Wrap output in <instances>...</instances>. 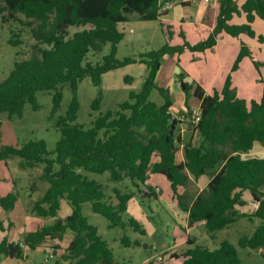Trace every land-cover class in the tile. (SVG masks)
<instances>
[{"label":"trees","instance_id":"16d2710c","mask_svg":"<svg viewBox=\"0 0 264 264\" xmlns=\"http://www.w3.org/2000/svg\"><path fill=\"white\" fill-rule=\"evenodd\" d=\"M175 1L0 0L3 21H21L30 27L35 39L31 55L15 60L8 76L0 80V112H6L9 117L22 116L27 102H31L35 109L39 108L38 91L54 90L53 118L63 99L60 86L69 84L74 92L66 114L56 119L55 125L61 137L54 151L48 150L43 139H32L22 145L0 146V162L7 163L9 158L18 156L23 168L44 164L42 178L48 181L49 187L35 202L34 212L56 217L62 198L68 200L71 212L52 225L30 231L19 242L4 237L0 240V259L1 256L24 258L27 248L48 245L53 249L52 264H120L115 260L109 242L85 216L83 204L92 202L93 210L104 215L110 227L131 226L135 231L146 234L144 225L128 214V203L137 197L138 191H143L142 186L150 190L144 192V196L157 195L155 187L148 182L151 173L162 174L171 182L180 206L188 212L189 226L204 222L212 235L240 218L257 217L262 220L261 224L250 235L241 236L238 245L255 250L264 248V157L244 155L256 141L264 143V79L261 99L251 100L249 104L232 87V74L228 75L221 91L207 94L202 85L195 86L183 80L182 71L179 83L185 92L186 104L194 88L193 95L201 105L198 120L190 119L200 139L197 143L184 144V159L181 161L177 153L184 143L180 132L183 120L172 109L175 102L171 90L157 83L162 62L169 54H180L186 49L203 52L213 48L223 31L233 36L243 32L256 36L252 22L257 16L264 20V0H246L241 6L235 0H220L217 23L206 39L196 44L188 41L180 45L166 43L158 49L141 52L138 57L119 59V43L125 37L119 24L130 21L133 13L140 20H161L169 12L167 3ZM241 12L246 13L247 22L231 23L234 13ZM20 13L26 21L18 16ZM71 26L84 28L71 33ZM259 39L263 41L264 37L259 35ZM10 42L21 43L20 39L13 38ZM108 43L110 50L102 60H87L89 52H99ZM249 55L250 47L242 43L232 71L237 70L242 59ZM138 61L148 67L140 92L132 91L129 99L120 103L118 110L100 115L90 128L75 122L80 106L77 90L86 76L100 86L104 73ZM255 64L259 66L260 62L255 61ZM155 88L164 98L162 104L150 98ZM101 95L100 90L93 108L100 106ZM101 131L104 132L102 136ZM51 154L55 157L50 158ZM80 168L95 173L109 171L111 180L121 182L130 179L134 188L123 190L116 187L114 195L108 196L103 184L90 179L79 171ZM203 176L208 177L206 186L187 202L180 187H186ZM246 190L258 203L253 213L241 212L237 208L246 203L243 198ZM18 199V192L0 193V206L11 210ZM0 229H5L1 218ZM69 231L73 238L59 252L61 246L55 242L63 240ZM189 243L191 246L182 253L172 255L183 258L179 264H249L248 259L240 255L237 245L228 239L221 241L217 248L196 243L193 239ZM123 244L142 245V242H132L128 235H124ZM144 264L155 262L150 260Z\"/></svg>","mask_w":264,"mask_h":264},{"label":"rangeland","instance_id":"374dc122","mask_svg":"<svg viewBox=\"0 0 264 264\" xmlns=\"http://www.w3.org/2000/svg\"><path fill=\"white\" fill-rule=\"evenodd\" d=\"M206 1L192 0L193 4L187 8L174 6L171 8V13L165 18L166 20L163 21L140 20L137 18V14L133 13L130 21L119 24V28L125 33V37L119 43L118 58L138 57L141 52L158 49L166 43L180 45L188 41L191 44H196L206 39L209 36V19L196 21L200 13L199 6L207 3ZM18 16L26 21V17L23 14L20 13ZM2 17L3 14L0 15V80L8 76L15 60L31 55L35 43L29 26L14 19L4 22ZM83 28L84 26H71L70 32L73 33ZM16 33L19 36L16 37ZM11 38L20 39L21 43L13 44L10 42ZM109 50L110 44L108 43L99 52H89L87 60L100 61ZM194 55H198V53L189 49L180 54L167 55L159 72L161 76L159 74L157 76L159 85L172 89V96L175 102L172 109L180 116L181 113L178 109H184L182 108L184 105L180 100L185 97V92L176 79L179 78L182 71L183 76H185L186 70L184 67L192 63L191 60ZM176 68L178 73L175 75L173 72ZM147 73L148 67L146 63L138 61L104 73L100 86L95 85L90 76H86L79 83L77 90L80 106L75 122L90 128L93 126L94 120L100 115L105 114L109 110H118L120 103L129 99L132 91L140 92L142 90ZM60 88L63 92V99L59 110L53 118L51 117V111L53 108L54 90L38 91L36 99L39 103V108L35 109L31 102H27L22 116L14 115L9 117L6 112H0V146L4 144L22 145L32 139H43L47 144L48 150L54 151L61 137V132L55 125L56 119L60 115L66 114L74 96L69 84H63ZM100 90L102 92L100 106L95 109L93 108V102L100 95ZM150 98L158 104H162L164 101L163 96L156 88L153 89ZM189 100L193 109H198L199 104L197 103L199 99L190 97ZM185 109L190 108L186 107ZM184 113L187 115L186 112ZM181 117L183 122L186 121L184 120L185 116ZM188 127L191 130L188 128L189 130L184 133V143L180 145L178 152L179 158L183 157L185 143H197L200 139L198 134L192 133L191 123L190 125L188 124ZM103 133L101 131L100 135L102 136ZM53 157H55V154L50 155V158ZM20 162L21 158L18 156L9 158L7 163L0 162V193L6 194L13 191L18 192L19 195L15 208L5 210L0 206V218L7 228V233L5 234L13 242L24 239L25 235L30 231L52 225L57 219L64 218L71 211L68 200L62 198L63 206L56 217L41 216L34 212L33 206L35 202L43 196L49 187L48 181L42 178L44 164L34 168H23ZM56 168H58V165H56ZM79 171L90 179H95L102 183L108 196L114 195V188L116 187H120L123 190L127 187L134 188L130 179H125L121 182L111 180L109 171L95 173L82 168ZM150 178L154 181L152 185L155 187L157 195L144 196V192H150V190L146 186H142L143 191L137 192L140 209L135 203H132L130 208H128V214L137 218L144 225L146 234L135 231L131 226L126 228L110 227L109 220L104 215L93 210L92 202L83 204L85 216L92 224L98 227L99 234L109 242L114 251L116 261L120 264H144L154 255L153 259L158 264L155 256L163 253L162 262L164 264H176L178 260L172 256L173 253L183 252L190 246L189 240L191 239L210 248H217L221 241L228 239L237 245L240 255L248 259L249 264H264V248L255 250L238 245V239L245 234L250 235L261 224V219L256 217L253 219L240 218L233 224L213 233L212 235L214 236L208 232L204 224H197L193 229L189 230L188 234L187 229L183 230L181 228V224L185 225L187 213L180 206L171 182L162 174H152ZM206 182V178L199 181L193 180L188 186L180 188V192L183 193L186 201L189 202L191 196L202 186H205ZM249 205L246 204L244 208L251 213L252 208H248ZM11 222H13V225L10 226ZM124 235H128L132 242L140 240L142 245L132 244L127 246L123 244ZM168 243L170 246L164 245ZM146 244L148 245L147 247L145 246ZM149 246L150 249H148ZM168 248L171 252L164 253L165 249ZM27 254L28 258L23 259V264H52L54 261L51 258L52 256H50L53 254V249L51 248L28 249ZM18 261L16 260L15 263H18Z\"/></svg>","mask_w":264,"mask_h":264},{"label":"crops","instance_id":"0c3cea01","mask_svg":"<svg viewBox=\"0 0 264 264\" xmlns=\"http://www.w3.org/2000/svg\"><path fill=\"white\" fill-rule=\"evenodd\" d=\"M235 1L237 2L239 6H241L246 0H235ZM183 2H186L188 4L183 5L182 4ZM206 2L207 3H203L201 6H199L200 13L196 21L198 22L206 21L207 19H209V34H210L217 23L218 15L220 12V0H207ZM192 4H193L192 0H179V1L171 3L170 6L167 5L169 12L167 15L162 17L161 20L162 21L166 20L165 18L169 15V13H171L172 7L181 6L182 8H187V7H190ZM230 22L233 24L246 23L247 22L246 13L245 12H241L239 14L234 13ZM252 28L256 32V36L254 37L250 36L248 33H245V32L241 33L239 36H233L223 31L219 34L217 44L213 48H209L203 52L195 51L196 53H198V55H194L191 60L192 63L189 66L184 67L186 71H185V76L183 80L188 81L189 83H193L195 86L196 84H200L203 86L207 94H213L216 90L221 91L223 89L228 75L232 74V87L236 90L237 95L241 98L246 99L249 104L251 100L259 101L263 94L262 79H264V40L260 41L259 35H262L264 37V20L261 17L257 16L255 20L252 22ZM242 43H245L246 45L250 47L251 55L245 56L240 62L239 68L235 71H232V67L240 52ZM201 54H204V55H201ZM255 61L260 62V65L257 66L255 64ZM177 73H178V69L176 68L173 74L176 75ZM160 74L159 76H161ZM176 81L179 83V78H177ZM169 89L171 90V93H172V89L171 88ZM193 91H194V88L190 92V95L188 98V105L186 104V95L184 98L182 97V99L180 100L184 105L182 106V108L184 109H178V111L181 113V116H185V119L188 117L186 119L187 121L182 122L180 125V128H181L180 132H181L182 138H185L184 133L186 130H189V129L191 130V128L188 127V124L190 125V119L191 118L194 119V117L200 113L201 101L199 100V102L197 103L199 104L198 109H193V106L189 100L190 97H195L193 95ZM186 107L190 109H185ZM184 112H186L187 115ZM175 114L179 118H182L178 113H175ZM192 130H193V127H192ZM194 132L195 131L193 130L192 133ZM195 134L197 133L195 132ZM244 155L264 157V143L256 141L254 143L253 148L248 153H245ZM177 157H178V160L181 161L184 159V154H183V157L179 158V155L177 153ZM152 174H158V173H151V175ZM190 176L191 178H193L192 175ZM203 178L204 176L201 177L199 180H202ZM151 179L152 178H149L148 182L151 184H154V181ZM206 179L208 182V177H206ZM205 186H202L199 189V191L203 189V187ZM180 188H184V187H180ZM243 198L246 201V203L242 206H237V208L241 212H247V210L244 207H246V204H250L248 208H252L251 213L255 212V210L258 207V203L255 201V199L253 198L249 190L244 191ZM132 203L137 204L138 209H140L137 197H133L129 201L128 208H130ZM62 206L63 204H62V199H61V208ZM186 213H187V219L185 221V225L181 224V228H183V230L187 229L188 234H189L190 229H193L197 224H204V222L197 223L194 226H189L188 212ZM253 218H248V219H253ZM11 225H13V222L10 223V226ZM5 233H7L6 226H5V229H0V240L3 239L4 237L8 238L7 234ZM72 238H73V233L69 231L66 233L63 240L56 241L55 243L61 246V248L58 249V251L59 252L63 251L65 247L70 243ZM21 240L23 239H20L19 241ZM164 245L170 246L169 243L164 244ZM41 247L50 248L48 245H42V246H39L38 248H41ZM169 248L165 249L164 253L171 252L169 251L170 250ZM27 251H28V248L26 249L24 258H11V257L1 256L0 264H23L22 263L23 259L28 258ZM175 253H173V255ZM161 254L164 256L163 253ZM176 254H179V253H176ZM153 257L154 255L152 256V258H149L147 261L151 260L155 262ZM176 259L178 260L176 264L181 263L183 260L182 257L176 258ZM16 260H19L18 263H15Z\"/></svg>","mask_w":264,"mask_h":264},{"label":"built area","instance_id":"2783aa9c","mask_svg":"<svg viewBox=\"0 0 264 264\" xmlns=\"http://www.w3.org/2000/svg\"><path fill=\"white\" fill-rule=\"evenodd\" d=\"M170 4H171V3H169V2L167 3L168 6H170ZM196 120H198V115L195 116V121H196ZM51 249H52V248H51ZM50 256H52V255H50ZM163 257H164V256H163L161 253H160V254H157V255L155 256L157 262H162Z\"/></svg>","mask_w":264,"mask_h":264},{"label":"water","instance_id":"95a60500","mask_svg":"<svg viewBox=\"0 0 264 264\" xmlns=\"http://www.w3.org/2000/svg\"><path fill=\"white\" fill-rule=\"evenodd\" d=\"M145 246L147 247L148 245L146 244Z\"/></svg>","mask_w":264,"mask_h":264}]
</instances>
